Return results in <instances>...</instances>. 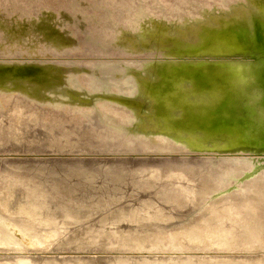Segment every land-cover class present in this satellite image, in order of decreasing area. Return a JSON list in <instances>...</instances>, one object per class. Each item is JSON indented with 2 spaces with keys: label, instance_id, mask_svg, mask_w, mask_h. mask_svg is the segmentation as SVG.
I'll use <instances>...</instances> for the list:
<instances>
[{
  "label": "bare ground",
  "instance_id": "bare-ground-1",
  "mask_svg": "<svg viewBox=\"0 0 264 264\" xmlns=\"http://www.w3.org/2000/svg\"><path fill=\"white\" fill-rule=\"evenodd\" d=\"M115 55L138 71L37 60ZM21 153L60 157L0 165V264H264V0H0V155ZM67 232L85 254L44 257Z\"/></svg>",
  "mask_w": 264,
  "mask_h": 264
},
{
  "label": "rangeland",
  "instance_id": "rangeland-1",
  "mask_svg": "<svg viewBox=\"0 0 264 264\" xmlns=\"http://www.w3.org/2000/svg\"><path fill=\"white\" fill-rule=\"evenodd\" d=\"M112 58H113V61L109 62L107 64H95V63H93V61L89 60V58L85 57V56L71 57L70 60H60L58 58L49 57L48 56L46 59L40 58V59H37V60H38V62L40 64L44 65V68L51 67L49 65H55L56 67L62 68L63 70H66L69 73H72V75L77 77L81 82L89 81L90 84L93 81V79H92L93 75H97L96 74L97 70L99 71L101 69H106L107 68V69H109L110 71L113 72V73L111 72L112 76H114V73H117L118 71H124V72L132 73V74L135 73L136 71H138V68H139V63L138 62L127 61V60H124V61L117 60L118 58H120L119 55H115ZM40 64H38V65H40ZM123 78H121V79L117 78L116 80L111 81L112 82V85L110 84L111 86L109 85L108 87H105L104 85H102V87L104 88V90L102 91L103 95L104 96L108 95L109 94L108 92L111 91V90H114L113 92H115V93H120V91L118 90V87H119V84H120L119 81L122 80ZM102 79L103 78H99V81L101 83H104L105 79H103V80ZM94 97L96 98V96H94ZM103 101L105 103H107L108 101H111V99H107L106 98ZM36 132H41V130H37ZM58 156L59 155H46L44 153H37V154L36 153H34V154H32V153L31 154L21 153V154H13V155L10 154L8 156L7 155H0V165L2 167H7V166H10L9 164H12V163H13V165L17 164V162H21V160L26 159V158H28V160H23L21 163H24V164H27V165L28 164H39V165H42V164H44V165L46 164L47 165L48 164V165H50V164H53L52 158L55 159ZM100 156L101 157H99V158H102L103 160H105L107 158H109V159L111 158V157H108L106 155L105 156L104 155H100ZM46 157H48L51 160L49 161L48 158L46 160H43ZM115 158H119L120 160L123 161V166H125V167L128 166L130 168L131 167H138L142 163V162L137 160L139 158H136L135 155H125V156L122 155L120 157H115ZM31 159H39V160L34 162L33 160L31 161ZM129 160H130L131 164H130ZM46 162H48V163H46ZM143 164H145L144 161H143ZM122 200H124V199H122ZM132 202L133 201H131V203ZM65 231H68V230L65 229ZM79 235L80 236L82 235V236L80 237ZM83 236H84L83 232H81V233H78V232H76V233H72V232L64 233L62 236H60V238L58 237V239L56 241L52 242V244L49 247V248H53V247L61 245L60 246L61 248H59L58 250H55V249L51 250L48 254H45L43 256L44 257L62 258V259L68 258L69 259V257H75L77 255H80V253L85 254L84 252H79L78 250L74 249V247H73L76 243H78L79 241L82 240ZM100 238L104 239L105 235L102 234L100 236ZM161 252L162 251L146 252V250L145 251L141 250V251H137V252L133 251V253H132V251H128V250L124 251V250L118 249V251H116L115 255H119V256H122V257L126 256V255H129V256L131 255V256H134V257H141L142 255H144L143 257H147V258H148L149 255H150L149 258H152L154 256H156V257L165 256L166 254L169 255V256H178V255L182 256V255H184V253L177 254L178 252H175V251H173L172 253L169 252V251H163L162 253ZM145 254L147 256H145ZM157 254H159V255L157 256ZM185 254H190V256L191 255L192 256H199V254H200V256H201L202 254L207 255V254H211V253H206L205 254L204 252H200L199 253L198 251H193L191 253V251H190V252H186ZM238 254H243V252L242 253H238ZM255 254H256V252H254V251H248V252L244 253V255H246V257H250V256L254 257ZM112 255L113 254H108V253L106 254L105 253V254H101L100 256H101L102 259H104L106 257H111ZM89 256H92V255L89 254Z\"/></svg>",
  "mask_w": 264,
  "mask_h": 264
}]
</instances>
